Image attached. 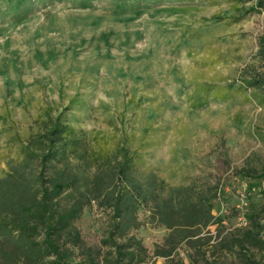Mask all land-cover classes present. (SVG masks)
<instances>
[{
    "label": "rangeland",
    "instance_id": "rangeland-1",
    "mask_svg": "<svg viewBox=\"0 0 264 264\" xmlns=\"http://www.w3.org/2000/svg\"><path fill=\"white\" fill-rule=\"evenodd\" d=\"M252 5L0 0V177L46 114H60L96 149L113 155L126 146L141 173L173 186L219 184L224 225L244 227L250 202L264 198V181L239 172L264 168V97L242 83L264 31V11ZM107 219L89 206L76 225L96 243ZM141 234L152 254L161 242L150 229Z\"/></svg>",
    "mask_w": 264,
    "mask_h": 264
},
{
    "label": "trees",
    "instance_id": "trees-1",
    "mask_svg": "<svg viewBox=\"0 0 264 264\" xmlns=\"http://www.w3.org/2000/svg\"><path fill=\"white\" fill-rule=\"evenodd\" d=\"M251 1L248 10L264 11V0ZM242 83L264 97V31ZM46 115L0 177V264H142L152 257L186 264L180 250L187 264L195 255L221 264L220 252L235 264H264V198L250 202L244 227L227 229L212 212L213 201L224 197L219 184L169 185L156 172H139L126 146L113 155L96 149L60 114ZM239 172L264 181V168ZM89 206L108 217L96 243H87L76 225ZM145 226L168 230L152 254L140 235Z\"/></svg>",
    "mask_w": 264,
    "mask_h": 264
},
{
    "label": "crops",
    "instance_id": "crops-1",
    "mask_svg": "<svg viewBox=\"0 0 264 264\" xmlns=\"http://www.w3.org/2000/svg\"><path fill=\"white\" fill-rule=\"evenodd\" d=\"M166 182V181H165ZM167 183V182H166ZM213 206H214V208H213V213L215 214L217 211V213L218 214H216V215H220V216H222L223 217V214H220V212H223L224 210H225V208H224V206L223 205H221V204H219L217 201H213ZM145 229H150V230H152V231H154L155 232V236H154V234H153V236H154V242H157V243H159V242H162L163 241V238L167 235V233H168V230H167V228L166 227H164V226H158V227H150V226H145V227H143V229H141L140 230V235L142 236V234H141V231L142 230H145ZM142 241H143V239H142ZM145 242V241H144ZM153 243V242H152ZM150 248V247H149Z\"/></svg>",
    "mask_w": 264,
    "mask_h": 264
}]
</instances>
